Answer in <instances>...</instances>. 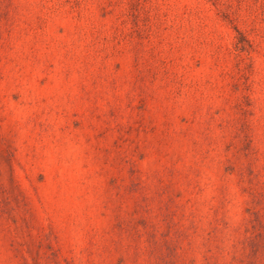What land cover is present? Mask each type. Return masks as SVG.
Returning <instances> with one entry per match:
<instances>
[{
  "label": "rangeland",
  "instance_id": "obj_1",
  "mask_svg": "<svg viewBox=\"0 0 264 264\" xmlns=\"http://www.w3.org/2000/svg\"><path fill=\"white\" fill-rule=\"evenodd\" d=\"M0 264H264V0H0Z\"/></svg>",
  "mask_w": 264,
  "mask_h": 264
}]
</instances>
